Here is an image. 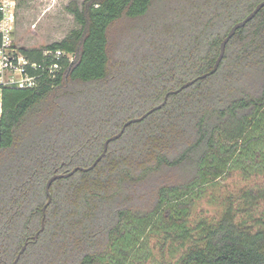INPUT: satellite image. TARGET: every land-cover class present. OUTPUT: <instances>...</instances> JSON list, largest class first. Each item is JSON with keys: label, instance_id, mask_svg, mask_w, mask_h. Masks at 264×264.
<instances>
[{"label": "trees", "instance_id": "16d2710c", "mask_svg": "<svg viewBox=\"0 0 264 264\" xmlns=\"http://www.w3.org/2000/svg\"><path fill=\"white\" fill-rule=\"evenodd\" d=\"M261 0H71L77 27L22 54L61 59L54 77L3 87L0 110V264H264V185L223 196L215 218L192 207L219 180L264 176V7ZM18 7V4H17ZM119 27L117 60L111 34ZM45 61V62H44ZM88 171L50 186L54 173Z\"/></svg>", "mask_w": 264, "mask_h": 264}, {"label": "rangeland", "instance_id": "374dc122", "mask_svg": "<svg viewBox=\"0 0 264 264\" xmlns=\"http://www.w3.org/2000/svg\"><path fill=\"white\" fill-rule=\"evenodd\" d=\"M17 19L13 33L17 47H41L63 38L71 29L77 27L73 15L65 6L71 0H17ZM79 5L82 0H76ZM119 27L111 34L109 57L111 63L117 60ZM254 181L264 185V176L244 180L238 173L226 176L201 197L192 207V217L215 218L220 212V200L223 196L235 193Z\"/></svg>", "mask_w": 264, "mask_h": 264}, {"label": "built area", "instance_id": "2783aa9c", "mask_svg": "<svg viewBox=\"0 0 264 264\" xmlns=\"http://www.w3.org/2000/svg\"><path fill=\"white\" fill-rule=\"evenodd\" d=\"M17 0H0V98L3 87L31 88L45 75L54 77L61 59L70 62L74 55L60 49H45L49 62L39 63L22 54L15 46L13 33L17 19Z\"/></svg>", "mask_w": 264, "mask_h": 264}, {"label": "water", "instance_id": "95a60500", "mask_svg": "<svg viewBox=\"0 0 264 264\" xmlns=\"http://www.w3.org/2000/svg\"><path fill=\"white\" fill-rule=\"evenodd\" d=\"M264 7V0H261L260 2H258L255 7L244 17L242 18L241 20H238L236 21L231 27L230 29L228 30L226 36L222 39V41L220 42V45H219V52H218V55L214 61V64L212 66V68L199 75L197 78H205L206 76L214 73L218 66H219V63L220 61L222 60L223 58V55H224V52H225V47H226V44L227 42L229 41V39L234 35L235 31L240 28V27H243L248 21H250L257 13L259 10H261L262 8ZM197 78H193L191 80H188L186 82H184L181 86H179L178 88H175V89H171V90H168L165 94H164V97H163V100L157 104V105H154L152 106L151 108H149L146 112H144L143 114H141L140 116H136V117H132L128 120H126L120 130L109 136L108 138H106V140L104 141L103 143V149L102 151L100 152V154L93 160V162L89 165V166H86V167H83V166H75L73 167L71 170L69 171H66V172H58V173H54L52 176H50V178L47 180L46 182V185H45V192H46V195H47V200L45 202V204L43 205L42 207V218H41V225H40V228L39 230L35 233L34 235V238L36 239L38 237V234L44 229V226H45V211H46V208L47 206L50 204L51 202V194H50V186L52 184L53 181H55L56 179L58 178H63V177H68L72 174H74L76 171L78 170H81V171H88V170H91L92 168H94L96 166V164L105 156L106 154V151H107V148H108V144L110 141L112 140H115L117 138H119L122 133L124 132L125 128L130 125L131 123H135V122H138L140 120H142L143 118H145L146 116H148L150 113H152L153 111L161 108L167 101V98L170 94H174V93H177L179 91H181L183 88L191 85L192 83H194V81H196ZM26 245H27V242H25L19 252L17 253V255L15 256V258L13 259V261L11 262V264H16L20 255L24 252L25 248H26Z\"/></svg>", "mask_w": 264, "mask_h": 264}, {"label": "crops", "instance_id": "0c3cea01", "mask_svg": "<svg viewBox=\"0 0 264 264\" xmlns=\"http://www.w3.org/2000/svg\"><path fill=\"white\" fill-rule=\"evenodd\" d=\"M0 106H1V101H0ZM0 110H1V108H0Z\"/></svg>", "mask_w": 264, "mask_h": 264}]
</instances>
